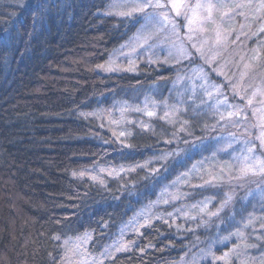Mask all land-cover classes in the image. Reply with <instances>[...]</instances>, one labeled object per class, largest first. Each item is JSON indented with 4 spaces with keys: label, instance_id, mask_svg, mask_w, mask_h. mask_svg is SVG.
Returning a JSON list of instances; mask_svg holds the SVG:
<instances>
[{
    "label": "trees",
    "instance_id": "obj_1",
    "mask_svg": "<svg viewBox=\"0 0 264 264\" xmlns=\"http://www.w3.org/2000/svg\"><path fill=\"white\" fill-rule=\"evenodd\" d=\"M66 2L34 28L30 8L0 0V264H62L69 242L91 259L111 250L104 264H178L209 247L195 264H264V199L246 197L258 184L237 178L234 162L244 146L219 150L240 130L171 90L179 66L99 70L139 21L107 14L112 0ZM165 104L187 109L171 118L187 121L184 132ZM168 152L179 155L161 161ZM166 190L176 199L156 203ZM225 195L234 220L210 215Z\"/></svg>",
    "mask_w": 264,
    "mask_h": 264
},
{
    "label": "snow or ice",
    "instance_id": "obj_2",
    "mask_svg": "<svg viewBox=\"0 0 264 264\" xmlns=\"http://www.w3.org/2000/svg\"><path fill=\"white\" fill-rule=\"evenodd\" d=\"M117 6L118 5H113V7ZM119 6L124 7L126 10L118 11L115 13L117 15L128 18H131L134 14L140 15V28L138 29L135 39L138 47L145 50H151L153 45L157 44L160 41V38L163 37L164 40L171 44L169 54L172 55L173 50L175 51V56L173 58L178 60L191 59V56L195 53H201L202 55L201 49L204 44L208 43L209 39H214L216 43H219L222 39V30L219 26L212 30V36L200 35L201 33L208 31L206 25L215 23L213 10L219 8L220 5L211 2L197 3L193 6L186 4L185 0H130V2ZM69 7H71V5L68 4L66 0H18L17 4V8L21 10L25 8H30L32 10L34 28L38 25L44 24L54 11L59 12L62 8L67 10ZM238 7H243V5H239ZM258 11H264V0H261ZM107 14L110 15L112 13ZM225 15H227V13H225ZM177 18H182L185 22L184 28L186 32L184 36L180 35V25L177 23ZM124 47H131V45L121 46L120 54H124ZM131 51L135 54L137 49L133 47ZM98 67L104 68L107 71L117 70L112 67L111 63H109L107 67L105 65H100ZM128 70L135 69L130 68ZM196 73H194L193 83L195 84V82L198 81L202 94L209 98L203 102L207 103L208 108L219 115V121H227L234 127L240 129L239 134L230 133L232 139L226 141L224 148L219 150L226 151L227 149L232 148L233 144H242L244 147L241 156L234 158V162L237 164V178H247L249 175H252L260 176L262 180H264V159H261L259 155H256L258 149L260 150L261 155H264V118H262L259 125V134L249 139L247 114L238 104H234L229 100V95L224 90L225 87L228 86L209 82L207 75L200 69H197ZM188 93L190 96L194 95V88H189ZM257 95L264 97V90L254 88L252 89L250 96H239L237 92H232L233 99L239 98L242 101L246 100L245 107L251 106L253 104V98ZM183 103H185V101L177 100V104ZM261 103H264V101H261ZM164 107V118H168L169 123L178 124L179 130L184 132L187 127V121L173 120L171 118L176 117L178 113L186 112L187 109L169 104H165ZM135 111L140 112L143 111V109L136 108ZM146 115L152 117L155 113L153 111H147ZM119 135L123 137L125 136V133L120 132ZM166 143H172V141H166ZM178 155V152L161 153L160 160L166 162L169 156ZM177 163L180 164L183 163V161L178 160ZM151 171L155 172L158 171V169H153ZM220 171L223 172V169H220ZM84 174V172L79 173L80 176H84ZM149 174H151V172ZM73 175L77 174L73 173ZM92 179L95 180L96 178L92 177ZM253 195L254 193L252 191L246 193V197ZM165 196H167V198H165ZM259 196L261 199H264V188H259ZM175 199L176 197L168 193L166 190L164 193H161V198L157 203L162 202L168 204L170 200ZM234 208L233 195H225L223 201L219 203L217 209L211 212L210 215L220 218V213L225 209H228L234 220L236 215ZM200 211L204 212V208H201ZM168 215H171V213ZM185 215H187V213H185ZM192 218L195 219L196 217ZM156 219H162V217L157 216ZM250 219L251 217L249 216L248 220L250 221ZM241 221L242 223L244 221L243 213H241ZM150 223L151 218H146L144 223L140 224L139 227L150 226ZM55 239H60V237H55ZM128 247L129 244L125 243L116 246L115 251L125 250ZM111 255L112 251L106 248L103 249L98 256L92 257L91 261H83V264H104V260L111 257ZM203 255L211 256V247H209L208 252ZM222 258L223 257H220L219 259Z\"/></svg>",
    "mask_w": 264,
    "mask_h": 264
},
{
    "label": "rangeland",
    "instance_id": "obj_3",
    "mask_svg": "<svg viewBox=\"0 0 264 264\" xmlns=\"http://www.w3.org/2000/svg\"><path fill=\"white\" fill-rule=\"evenodd\" d=\"M127 2H130V0H112L108 13L115 14L118 11L126 10L119 5H123ZM203 2H211L220 5V7L213 10L215 23L206 25L208 31L200 35L212 36V30L219 26L222 30V39L219 43H216L214 39H209L208 43L204 44L201 49L202 55L201 53H195L191 56V59L178 60L173 58L175 56V51L173 50L172 55L169 54L171 44L164 40L163 37L160 38L157 44L153 45L151 50L139 48L135 39L138 29L140 28L139 22L137 31L134 35L121 45H131V47H124V54H120V46L110 55L105 63L101 64L107 67L109 63H111L112 67L117 70L107 71L100 67L99 70L105 72H124L130 68L136 70L138 64L145 63L146 61L154 65H157V63L166 64L168 66L172 65L177 69L179 66L181 71L177 74L178 78L172 80L170 83L171 90L174 92L178 90L179 95L181 93L189 95L188 89L194 88V95H191V97H199L203 100H208L209 98L202 94L199 82L193 83L194 73H196L197 69H200L207 75L209 82L217 85H227L228 87H225L224 90L228 93L229 100L243 108L245 113L248 112V129L253 130L254 127V130L248 133V137L251 139L259 134V125L262 118H264V103H261V101H264V97L257 95L253 98V104L249 107H245L246 100L242 101L236 98V101H232L231 96L233 91L237 92L239 96H250L254 88L264 90V67L261 66V62L264 61L262 54L264 52L262 50L264 47V30H262L264 29V11H258L261 0H185L186 4L193 6ZM113 5L118 6L113 7ZM239 5H243V7H238ZM225 13H227V15H225ZM131 18L140 21L139 14H134ZM177 23L180 25V35L184 36L186 32L184 28L185 22L182 18H177ZM133 47L137 49L135 54L131 51ZM152 89L154 92H158V88L155 89V86ZM145 105L148 106L144 109V113L147 111H153L155 113V108L151 106V103H145L144 107ZM251 107L254 113L250 115L249 110H251ZM209 110L212 114H215L214 111L211 109ZM228 138L225 140L228 141L232 139V137ZM225 140H223V142ZM256 155L264 159V155H261L259 149ZM251 176L252 175H249L248 179L252 177H254V179H250V181L253 180L256 184H259V188H264V180H262L260 176ZM241 183L240 181L236 186ZM259 188L257 187L250 191L259 195ZM191 207L195 209V205H191ZM201 208H204V211L206 210L205 205L201 204L198 208L196 207V212H201ZM193 214L194 213H192V215ZM92 237L93 235L91 234L86 243L85 241L81 242L82 245L85 244V246L89 247V242H91ZM76 243L77 242H75V244L72 243L73 245L70 242L68 243L62 264H83L85 260L91 261V257L87 256V251ZM208 249L209 248H204L191 255L186 261H181L178 264H195L196 261L205 257L203 253H207ZM229 255L230 253H227V259Z\"/></svg>",
    "mask_w": 264,
    "mask_h": 264
}]
</instances>
